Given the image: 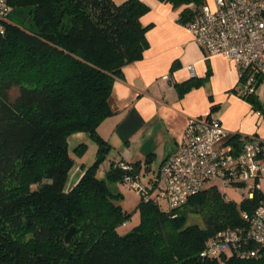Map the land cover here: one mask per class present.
I'll return each mask as SVG.
<instances>
[{
    "label": "trees",
    "instance_id": "1",
    "mask_svg": "<svg viewBox=\"0 0 264 264\" xmlns=\"http://www.w3.org/2000/svg\"><path fill=\"white\" fill-rule=\"evenodd\" d=\"M159 1L182 7L184 25L206 3ZM7 2L21 23L6 19L0 35V264H264V247L251 258L200 254L217 231L243 223L241 212L264 199L261 190L236 202L208 186L178 208L140 197L127 229L132 213L115 187L123 184L119 161L100 177L96 159L66 187L74 165L68 137L87 132L107 146L97 127L112 114L108 97L122 67L148 47L150 24L141 17L150 7L142 0ZM192 211L204 226L188 222Z\"/></svg>",
    "mask_w": 264,
    "mask_h": 264
},
{
    "label": "crops",
    "instance_id": "2",
    "mask_svg": "<svg viewBox=\"0 0 264 264\" xmlns=\"http://www.w3.org/2000/svg\"><path fill=\"white\" fill-rule=\"evenodd\" d=\"M142 1L150 7L141 17L143 24H150L148 47L115 78L108 97L112 114L97 131L107 143L103 159L108 157L111 164L120 160L138 163L140 176H149L144 183L151 187L160 164L183 137L189 117L211 114L230 132L264 135V98L257 93L264 78L258 80L254 94L244 97L238 64L223 54L205 52L179 20L182 7ZM205 1L214 5L213 0ZM189 65L195 68L194 76ZM79 144H85L81 153L75 151ZM68 150L74 160L66 184L70 189L97 159L100 148L87 132L80 131L68 137ZM101 164L97 175L104 177L111 164ZM260 190L264 192V176Z\"/></svg>",
    "mask_w": 264,
    "mask_h": 264
},
{
    "label": "built area",
    "instance_id": "3",
    "mask_svg": "<svg viewBox=\"0 0 264 264\" xmlns=\"http://www.w3.org/2000/svg\"><path fill=\"white\" fill-rule=\"evenodd\" d=\"M203 4L185 27L208 55L220 53L239 66L243 96L254 94L264 78V0H213ZM12 6L0 0V35ZM191 76L193 65L188 66ZM261 111L258 110L257 114ZM122 182L143 200L164 199L170 208L208 186L237 189L247 186L251 199L264 176V135H239L228 131L217 116L189 117L183 137L160 164L152 186L141 180L133 164L119 161ZM243 223L217 231L201 251L203 257L223 254L258 257L264 247V199L250 211L241 212ZM126 224V223H124Z\"/></svg>",
    "mask_w": 264,
    "mask_h": 264
},
{
    "label": "rangeland",
    "instance_id": "4",
    "mask_svg": "<svg viewBox=\"0 0 264 264\" xmlns=\"http://www.w3.org/2000/svg\"><path fill=\"white\" fill-rule=\"evenodd\" d=\"M7 19L9 21L15 22V23H21V20L19 18V14H18V10H12L9 12ZM18 93V88L17 87H13L10 89L9 91V96L11 98V100L14 99V97L17 95ZM257 93L260 95V97L264 98V82H262L258 88H257ZM98 159V157H97ZM101 165L102 166H110L111 161L108 157H106L105 159L101 160ZM141 177L143 179V182H147L148 183V177L147 175H142ZM115 187H119L121 189V191L123 192V198L121 199V203L122 205L128 209V211H131L132 215H131V219H130V223L131 225L127 228H131L137 221L138 219V212L137 210H135L136 205L138 204L139 200H140V195L133 189L127 187L124 184L118 183L115 185ZM224 193L226 198L234 200L236 202H240L242 199H244V197L247 195V186L245 185H240L237 189H233V188H224ZM188 222H194V223H198L200 226H204V221H203V217L199 214L193 211L189 213L188 216Z\"/></svg>",
    "mask_w": 264,
    "mask_h": 264
},
{
    "label": "water",
    "instance_id": "5",
    "mask_svg": "<svg viewBox=\"0 0 264 264\" xmlns=\"http://www.w3.org/2000/svg\"><path fill=\"white\" fill-rule=\"evenodd\" d=\"M108 151V148L107 147H101L100 148V153L98 155V160H102L104 158V154ZM73 231H74V228L71 227L69 229V231L65 234V242L66 243H69L71 238H72V235H73Z\"/></svg>",
    "mask_w": 264,
    "mask_h": 264
}]
</instances>
